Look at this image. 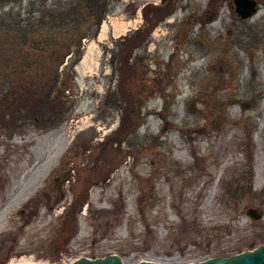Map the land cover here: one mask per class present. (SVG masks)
<instances>
[{
	"label": "rangeland",
	"instance_id": "obj_1",
	"mask_svg": "<svg viewBox=\"0 0 264 264\" xmlns=\"http://www.w3.org/2000/svg\"><path fill=\"white\" fill-rule=\"evenodd\" d=\"M76 1L0 0V37ZM231 1L110 3L97 36L82 41L73 88H63L74 101L67 121L0 131V264L113 255L185 264L264 245V0L245 20ZM146 5L171 11L141 43ZM127 59L135 69L125 81ZM207 100L216 127L200 116ZM126 108L130 134L103 148Z\"/></svg>",
	"mask_w": 264,
	"mask_h": 264
},
{
	"label": "trees",
	"instance_id": "obj_2",
	"mask_svg": "<svg viewBox=\"0 0 264 264\" xmlns=\"http://www.w3.org/2000/svg\"><path fill=\"white\" fill-rule=\"evenodd\" d=\"M112 1L77 0L70 3L65 12L60 10L56 15L52 11L49 14L42 12L39 17L25 21L21 19L9 26L5 36L0 37V74L3 70L7 72L3 76L7 81L0 82V131L8 134L13 129L27 127L15 124L12 129L9 125L14 121L20 124L23 121L31 122L44 131L57 128L67 121L74 101L64 93L63 88L68 81L70 88H73L75 67L83 58L82 41L97 36ZM170 11L160 6L146 5L143 14L148 22L147 27L137 30L134 40L140 36L141 43L145 42L156 22L170 14ZM152 15L155 19L151 18ZM62 41L67 42L66 48H63V44L60 46ZM133 47L132 44L131 50ZM67 58L70 63L65 65ZM134 69V65L127 59L121 68L125 81L131 78ZM122 90L124 92V87ZM127 109L115 132L117 136L113 135L100 143L103 148L110 142L121 144L130 134L133 124ZM85 202H82L79 209ZM77 205L76 200L73 210ZM68 215L70 223L75 225L76 218L72 213Z\"/></svg>",
	"mask_w": 264,
	"mask_h": 264
},
{
	"label": "water",
	"instance_id": "obj_3",
	"mask_svg": "<svg viewBox=\"0 0 264 264\" xmlns=\"http://www.w3.org/2000/svg\"><path fill=\"white\" fill-rule=\"evenodd\" d=\"M235 12L242 19H249L258 12L259 4L256 0H234ZM246 214L254 220H259L261 212L255 208L246 209ZM63 264V263H53ZM73 264H125L119 256L113 255L103 259L81 258ZM139 264H161L156 262H140ZM187 264H264V245L228 258H212L206 261Z\"/></svg>",
	"mask_w": 264,
	"mask_h": 264
},
{
	"label": "flooded vegetation",
	"instance_id": "obj_4",
	"mask_svg": "<svg viewBox=\"0 0 264 264\" xmlns=\"http://www.w3.org/2000/svg\"><path fill=\"white\" fill-rule=\"evenodd\" d=\"M234 0H232L231 2H230V5H231V7L234 9V6H233V2ZM235 4V3H234ZM197 97H196V99H195V101L196 102H198L199 104H203V100H202V92H200L199 94H197L196 95ZM210 101L211 100H207L206 102H204V106H203V109H201L200 110V116L202 117V119H204V121L206 122V124H207V122L208 121H211V119H210V117L214 114L213 112H214V110L213 109H211L210 108ZM205 105H207V107L205 106ZM217 115V114H216ZM218 122L219 121H217V120H212L211 121V124H212V126L213 127H216L217 125H218ZM201 132H202V134H206V135H210V133L208 132V130H207V127H203L202 129H201ZM201 159H203L204 160V157H201ZM200 159V160H201Z\"/></svg>",
	"mask_w": 264,
	"mask_h": 264
},
{
	"label": "bare ground",
	"instance_id": "obj_5",
	"mask_svg": "<svg viewBox=\"0 0 264 264\" xmlns=\"http://www.w3.org/2000/svg\"><path fill=\"white\" fill-rule=\"evenodd\" d=\"M90 56V51H88V53H86V55H85V57H84V60H83V63L84 62H86V60H87V58ZM69 144V142H68V140L66 141V145H68ZM60 155H59V157L61 156V152L59 153ZM58 157V158H59Z\"/></svg>",
	"mask_w": 264,
	"mask_h": 264
}]
</instances>
